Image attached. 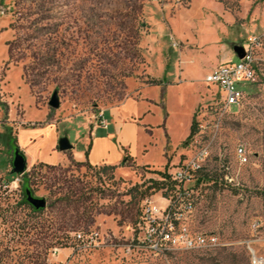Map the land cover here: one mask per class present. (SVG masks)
Listing matches in <instances>:
<instances>
[{
  "label": "rangeland",
  "instance_id": "374dc122",
  "mask_svg": "<svg viewBox=\"0 0 264 264\" xmlns=\"http://www.w3.org/2000/svg\"><path fill=\"white\" fill-rule=\"evenodd\" d=\"M235 46L264 64V0H0V264H251L253 254L264 264V84L247 87L228 111L223 94L202 81L220 63L238 61ZM188 61L195 82L180 75ZM53 92L57 110L47 105ZM198 93L205 96L193 113L197 131L183 145ZM137 94L154 102L139 101L153 136L140 138L149 145L138 160L150 166L57 165L69 158L55 141L77 145L101 110ZM47 108L51 131L41 128ZM21 116V127L35 130L15 135L21 146L35 142L27 163L47 165L26 163L6 184L8 126ZM166 135L164 167L158 148ZM186 166L193 171L181 190L190 209L174 191L145 190L162 181L152 172L172 176ZM199 176L211 181L197 183ZM24 178L45 201L38 213L19 205ZM153 207L160 213L150 215ZM149 216L156 238L171 229L173 246L150 249ZM188 236L210 247L187 250Z\"/></svg>",
  "mask_w": 264,
  "mask_h": 264
},
{
  "label": "crops",
  "instance_id": "0c3cea01",
  "mask_svg": "<svg viewBox=\"0 0 264 264\" xmlns=\"http://www.w3.org/2000/svg\"><path fill=\"white\" fill-rule=\"evenodd\" d=\"M186 65L183 69L180 70V75L187 76L190 79V82H195V78L192 75L191 68L187 67L191 63L188 62H181V65ZM221 64V63H220ZM219 64V65H220ZM217 68V67H216ZM215 68L211 69L210 71L214 70ZM208 71L207 73H209ZM206 73V74H207ZM205 74V75H206ZM204 75V76H205ZM204 83V77L202 79ZM185 81H180L179 76V83H183ZM205 84V83H204ZM208 88L209 86L205 84ZM147 87V86H146ZM142 89V88H141ZM201 94H197V100L192 105L189 111L188 120L185 121V136L184 139L181 141L183 142L188 134H189V127L193 118L194 110L197 108L198 104L201 102ZM145 100L149 103H154L153 101H148L147 99L140 98L139 94H137L134 98L130 97H121L119 98L116 103L112 106L106 107L102 112V118L107 122L106 128L99 127L97 122H94L91 128H84V135L82 137L77 136L75 139L77 140V145H71L72 148L64 153L68 154L69 160L65 163H59L57 165H64L69 161L73 160L76 163H86L91 167H102V166H111L114 167V170L121 166H126V163L129 164V168L133 167H147L150 166L148 164L141 163L138 158L141 152H145V146L149 145L144 143L143 140H140L142 136L149 135V138H152V132L150 129L149 124L147 123V117H149L150 110H145L140 108L139 101ZM163 106V104H161ZM50 110L47 108L44 111L42 120L48 126H42L43 129H49L50 131L53 129L54 121ZM144 120L146 124L144 123ZM24 122H22V116L18 117L17 120H14L13 124H10L8 127L12 129V136L15 138L16 141V134L20 133H28L30 136L33 131L35 130H25L28 128H22ZM8 128V129H9ZM41 129V130H42ZM43 129V130H44ZM57 133V131H55ZM147 133V134H146ZM54 134V131H53ZM166 141L160 143L159 145V153L162 158V165H167L166 160V149L169 145L168 136L166 135ZM25 143V142H24ZM34 141L31 140L26 141L24 145L17 144L16 146L19 152L25 158L27 163V154H30L32 151L31 148L34 146ZM181 144V143H180ZM54 148L57 149V141L53 144ZM30 150V151H28ZM54 151V150H53ZM129 160V161H128ZM128 161V162H125ZM29 167H33L36 164H44L43 162H39L35 159H32L30 162L27 163ZM50 166V165H49ZM56 166V165H52ZM161 168V167H160ZM158 171V170H156Z\"/></svg>",
  "mask_w": 264,
  "mask_h": 264
},
{
  "label": "built area",
  "instance_id": "2783aa9c",
  "mask_svg": "<svg viewBox=\"0 0 264 264\" xmlns=\"http://www.w3.org/2000/svg\"><path fill=\"white\" fill-rule=\"evenodd\" d=\"M170 47L177 49L179 47L178 42L169 36ZM244 56L238 59L237 62L233 63L230 61L221 63L217 68L210 71L204 76V83L208 86H214L223 94V98L220 99L221 104L224 108L230 111L231 107L238 108L244 98V91L247 87H252L257 84H264L263 71L264 64L256 60L248 47L243 46ZM97 124L99 127L106 128L107 122L102 118V112L97 114ZM237 156L242 163L246 162L244 156V149L240 146L237 148ZM199 169V168H195ZM193 171L191 166H186L183 170L172 174V179L177 183L181 184L188 176L189 171ZM184 192V191H182ZM177 198L184 203L185 208L190 209V204L187 199L180 197V191L178 190ZM186 197V192H184ZM170 204L163 210L169 209ZM151 214H159L160 211L156 208H150ZM155 219L151 216L148 217V230L146 232V241L151 250L158 251L165 245L173 246L176 241L170 235L171 229L163 228L159 232L158 238H156V229H154L153 223ZM77 239L82 240V236L77 234ZM183 247L187 250L200 249L210 247L207 244V240L203 236L196 237H185L183 240ZM251 264H263L260 258H257L254 254L252 255Z\"/></svg>",
  "mask_w": 264,
  "mask_h": 264
},
{
  "label": "trees",
  "instance_id": "16d2710c",
  "mask_svg": "<svg viewBox=\"0 0 264 264\" xmlns=\"http://www.w3.org/2000/svg\"><path fill=\"white\" fill-rule=\"evenodd\" d=\"M151 83H155V82L151 81ZM196 131H197V123L194 121V116H193L191 124H190V127H189V134H188L187 138L185 139V141L183 142V145L187 144V141L192 138V136L196 133ZM8 134L10 136V130H8ZM11 143H12V146H13L12 151L18 149L17 146H16L15 138H11ZM88 167H91V166L88 165ZM100 168L107 169V170H114V167H111V166H102ZM152 173L156 174V175H159L162 178V181L161 182L150 181L149 182L150 184L145 188L146 191L152 190L153 192H156V191L165 189L166 192L167 191H174V193H176L179 190L180 191V197L182 199H186L184 192H182V190H181V184H179L175 180H173L170 175H166L165 173H161V172H158V171H154ZM10 176H11V178H8L6 180V184L11 183L17 177V175L12 174L11 172H10ZM208 181H211V180L207 176H199L196 179L197 183H207ZM21 183H22L21 186H20L21 200L19 202V205L20 206H24V207H28L31 210V212H33V213H38V212L42 211V209L35 210L26 201L25 192L29 191L30 194L32 195V191L29 188V181L26 178H24L23 180H21ZM176 188H177V190H176Z\"/></svg>",
  "mask_w": 264,
  "mask_h": 264
},
{
  "label": "water",
  "instance_id": "95a60500",
  "mask_svg": "<svg viewBox=\"0 0 264 264\" xmlns=\"http://www.w3.org/2000/svg\"><path fill=\"white\" fill-rule=\"evenodd\" d=\"M233 53L236 55L237 59H241L244 56L243 47L235 46L233 47ZM48 107L52 110H57L59 108V98L57 92H53L47 103ZM72 148L71 144L68 142L67 138L63 137L57 141V150L59 152H65ZM26 170V161L23 155L18 149L14 150L12 153L11 160V173L14 175H23ZM27 203L33 207L35 210L43 209L45 207V201L42 198H34L29 191L25 192Z\"/></svg>",
  "mask_w": 264,
  "mask_h": 264
},
{
  "label": "flooded vegetation",
  "instance_id": "af4514ba",
  "mask_svg": "<svg viewBox=\"0 0 264 264\" xmlns=\"http://www.w3.org/2000/svg\"><path fill=\"white\" fill-rule=\"evenodd\" d=\"M33 196V195H32ZM35 198V197H34Z\"/></svg>",
  "mask_w": 264,
  "mask_h": 264
}]
</instances>
